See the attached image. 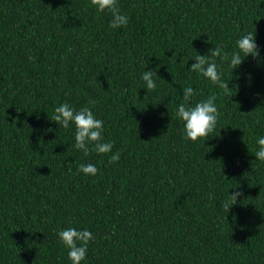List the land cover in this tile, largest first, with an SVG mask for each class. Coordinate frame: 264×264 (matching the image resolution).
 Returning <instances> with one entry per match:
<instances>
[{"label": "trees", "instance_id": "16d2710c", "mask_svg": "<svg viewBox=\"0 0 264 264\" xmlns=\"http://www.w3.org/2000/svg\"><path fill=\"white\" fill-rule=\"evenodd\" d=\"M118 5L130 22L111 29L91 0H0V264H71L67 227L95 235L82 264H264V0ZM249 31L260 56L224 65L230 95L189 71L190 54L231 52ZM186 85L217 94L214 136L183 138ZM62 103L92 107L118 162L74 147L75 126L51 120Z\"/></svg>", "mask_w": 264, "mask_h": 264}, {"label": "clouds", "instance_id": "9594fccd", "mask_svg": "<svg viewBox=\"0 0 264 264\" xmlns=\"http://www.w3.org/2000/svg\"><path fill=\"white\" fill-rule=\"evenodd\" d=\"M91 4L99 12L108 11L111 13L112 18L109 22V28L118 29L128 26L130 17L120 11L118 0H91ZM249 54L253 58L260 56L255 33L251 31L242 34L236 40L235 49L231 52L225 51L222 45H216L209 48L206 54H190L188 60L193 59L195 62L188 69L190 72L204 77L221 90L220 94L227 96L230 95L229 90L231 88H229L228 81L226 82L224 79V65L227 64L233 73V70L237 69ZM146 65H144L140 75V79L144 84L143 88L147 91H155L158 88L155 79L158 76L157 72L151 68L145 70ZM197 95L198 90L193 86H184L182 93L183 102L179 103L175 108L176 118L183 122L182 136L185 140L191 142L214 136L213 133L217 128L219 118L217 94L204 99L194 100ZM89 104L94 106L95 101H89ZM54 113L51 120L57 122L59 126L65 129L75 126L74 147L82 151L85 156L89 155L91 150H94L97 154L112 153L109 163L119 161L120 153H113V143L106 142L104 139V120L97 117L91 106H84L77 110L68 103H62L55 107ZM255 143L257 145L253 153L255 160L264 163V135L257 137ZM78 172L83 173L85 176H95L98 173V168L93 163H81L78 167ZM241 195L242 193L240 192L229 193V198L223 202V207L227 213L230 206L237 203V199ZM57 236L68 250L67 255L71 264H82V262L86 261L88 244L95 239L93 232L88 228L67 227L59 230Z\"/></svg>", "mask_w": 264, "mask_h": 264}]
</instances>
